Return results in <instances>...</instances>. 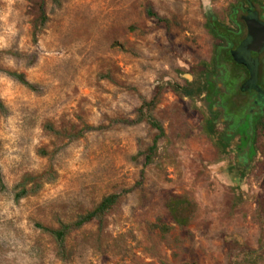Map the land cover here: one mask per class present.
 Segmentation results:
<instances>
[{
	"label": "rangeland",
	"instance_id": "1",
	"mask_svg": "<svg viewBox=\"0 0 264 264\" xmlns=\"http://www.w3.org/2000/svg\"><path fill=\"white\" fill-rule=\"evenodd\" d=\"M239 1H47L33 41L27 0H0V264H264V121L247 155L219 119L206 131L202 95L170 85L202 81L216 43L208 18L225 23ZM156 85L164 136L144 165L156 131L137 108ZM45 171L14 200L24 175ZM111 193L112 208L62 245L38 227L71 223Z\"/></svg>",
	"mask_w": 264,
	"mask_h": 264
},
{
	"label": "trees",
	"instance_id": "2",
	"mask_svg": "<svg viewBox=\"0 0 264 264\" xmlns=\"http://www.w3.org/2000/svg\"><path fill=\"white\" fill-rule=\"evenodd\" d=\"M47 1H52L54 4H59L60 0H27V14L31 17L30 25H31V36L33 41H36L38 33L44 28L48 16L46 13L45 5ZM255 0H240L236 4L232 6L229 14L232 15V22L240 26L242 22L238 20L237 13L239 11H244L247 7L251 5H255ZM150 15H153L152 12L149 11ZM236 25V26H237ZM207 28L209 32L212 34L216 43L214 45L213 57L210 63L202 64V75L203 79L200 83L189 82L187 86L181 87L176 84H170L171 87L188 97H198L202 93H206L207 96L204 99L206 106L209 109L210 117L205 120L206 131L213 132V127L216 121L220 118L221 112L218 109H214L216 106L214 96L216 97L219 86L213 81L212 76L216 73L218 67L220 66V58L222 57L224 61H231V57L229 56V52L227 50L229 44L236 42L237 33L231 31L224 22H215L212 19L211 22H207ZM238 68L233 67L232 65H226L221 67L222 72L228 74V77L235 76V72H237ZM6 73L18 81L21 85L33 89L34 85L29 82L23 73H17L13 71H6ZM169 84V83H168ZM230 84V82L228 83ZM161 90V85H156L152 90V95L149 99H142L139 107L137 108V118L139 120L145 121L151 128L156 131V135L154 136L151 145L148 148V152L144 157V165H148L152 161V157L156 151L157 143L160 138L164 136V130L159 121L152 115V110L155 107L159 93ZM230 103L233 104V101L230 100ZM234 105V104H233ZM1 107V102H0ZM263 123L262 121H255L250 123L241 124L238 126L237 130H235V134L239 136V144L242 149H245V153L247 155H251L253 153L252 143L254 141V137L258 130H262ZM231 135L227 132H222L218 139V146L221 150L225 151L227 146V141L225 138H229ZM51 175L50 171H45L41 174L37 175H24L20 181L15 185V193L14 200L18 201L31 193L37 192L42 183L47 182ZM5 189V183L3 180V175L0 167V190ZM120 193H111L104 196L90 211L79 215L76 220L71 223L61 224L58 229H51L47 227H42L38 225L44 231L49 232L55 240H57L60 245L63 244V241L67 234L70 232L82 227L83 225L100 220L118 201L120 197ZM167 207L173 217V221L178 225H185L188 221V215L184 212L183 201L178 198H171L167 202Z\"/></svg>",
	"mask_w": 264,
	"mask_h": 264
},
{
	"label": "flooded vegetation",
	"instance_id": "3",
	"mask_svg": "<svg viewBox=\"0 0 264 264\" xmlns=\"http://www.w3.org/2000/svg\"><path fill=\"white\" fill-rule=\"evenodd\" d=\"M236 17L242 22L240 26L232 22L231 14L227 15L224 23L229 25L231 31L237 33L236 42L229 44L227 48L231 61L226 62L219 57L220 66L212 76L213 81L219 86V91L213 98L216 103L214 109L221 112L220 122L232 132L241 124L249 125L253 121H264V47L253 51L250 47L252 38L248 35L245 25L248 18H253L264 25V7L256 8L255 5H251L243 12L239 11ZM208 21L212 23V18L209 17ZM212 57L213 53L208 63ZM232 64L238 68L235 76L228 77V74L220 71L221 67ZM201 95L203 99L207 96L206 93Z\"/></svg>",
	"mask_w": 264,
	"mask_h": 264
},
{
	"label": "water",
	"instance_id": "4",
	"mask_svg": "<svg viewBox=\"0 0 264 264\" xmlns=\"http://www.w3.org/2000/svg\"><path fill=\"white\" fill-rule=\"evenodd\" d=\"M248 35L252 38L251 48L258 51L264 47V25L253 18L245 20Z\"/></svg>",
	"mask_w": 264,
	"mask_h": 264
}]
</instances>
